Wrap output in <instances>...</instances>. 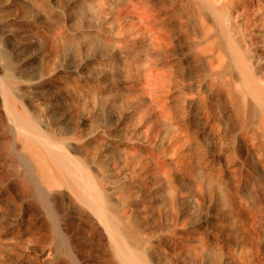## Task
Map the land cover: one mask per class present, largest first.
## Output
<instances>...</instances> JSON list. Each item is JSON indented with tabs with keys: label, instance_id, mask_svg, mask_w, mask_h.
<instances>
[{
	"label": "bare ground",
	"instance_id": "6f19581e",
	"mask_svg": "<svg viewBox=\"0 0 264 264\" xmlns=\"http://www.w3.org/2000/svg\"><path fill=\"white\" fill-rule=\"evenodd\" d=\"M0 264H264V0H0Z\"/></svg>",
	"mask_w": 264,
	"mask_h": 264
},
{
	"label": "rangeland",
	"instance_id": "374dc122",
	"mask_svg": "<svg viewBox=\"0 0 264 264\" xmlns=\"http://www.w3.org/2000/svg\"><path fill=\"white\" fill-rule=\"evenodd\" d=\"M8 206V207H7ZM4 209V214L7 215L6 219H9L15 214L14 208L12 205H7Z\"/></svg>",
	"mask_w": 264,
	"mask_h": 264
}]
</instances>
